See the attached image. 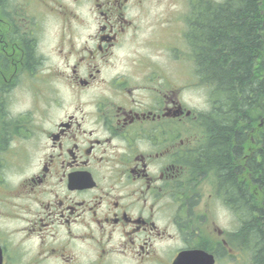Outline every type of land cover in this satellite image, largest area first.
<instances>
[{"label":"flooded vegetation","instance_id":"flooded-vegetation-1","mask_svg":"<svg viewBox=\"0 0 264 264\" xmlns=\"http://www.w3.org/2000/svg\"><path fill=\"white\" fill-rule=\"evenodd\" d=\"M162 1L0 0V264H256L245 216L200 162L212 122L182 100L212 7ZM153 14L181 28L162 65L145 56ZM242 134L245 189L256 141Z\"/></svg>","mask_w":264,"mask_h":264},{"label":"trees","instance_id":"trees-1","mask_svg":"<svg viewBox=\"0 0 264 264\" xmlns=\"http://www.w3.org/2000/svg\"><path fill=\"white\" fill-rule=\"evenodd\" d=\"M258 3L225 0L209 4L211 11L200 15L201 23L192 39L197 45L201 82L212 90L211 108L200 114V119L212 122L205 125L212 140L200 162L215 164L222 193L227 190L239 212L247 217L242 230L245 245L253 250L256 264H264V131L259 133L261 149L247 160L245 189L238 183L242 178L238 163L242 130L247 145L256 120L264 113V13L260 22ZM251 182L260 184L262 194L250 191Z\"/></svg>","mask_w":264,"mask_h":264},{"label":"rangeland","instance_id":"rangeland-1","mask_svg":"<svg viewBox=\"0 0 264 264\" xmlns=\"http://www.w3.org/2000/svg\"><path fill=\"white\" fill-rule=\"evenodd\" d=\"M175 0H163L160 4H154L152 5L153 7H160V8H165V7H171L173 9H176ZM179 6V5H178ZM161 18L163 16L161 14H153L149 16V26L145 29V41L146 39L151 38L156 42V44L153 43H148L145 44V56L149 58V60H152L154 62H157L161 64L162 61H164V57L167 55V52L165 49L162 47V42H164L166 39H171V33L175 32L176 34L180 33L181 28L179 26H174L172 29H169L165 31L164 29L166 26H163L161 23ZM54 39V37L52 38ZM47 51L51 49L49 45L45 47ZM162 65V64H161ZM179 78L183 83L186 81V73H180ZM17 96L19 97V101L16 102L15 106L17 109H25L28 107L29 102H30V96L27 91H20ZM208 91L201 85L196 87L195 90L188 91L187 93L185 92L182 95V100L191 108H196L197 111L201 110H206L208 107ZM260 116V115H259ZM257 125L258 123L261 122L264 127V113L261 114V117L256 120ZM256 136L259 135V132L255 134ZM204 183H209L208 180L204 181ZM213 181H210V184H212ZM211 185L208 188L207 194L209 195L211 192ZM259 192L262 194V191L259 190ZM245 218H247L245 216Z\"/></svg>","mask_w":264,"mask_h":264},{"label":"bare ground","instance_id":"bare-ground-1","mask_svg":"<svg viewBox=\"0 0 264 264\" xmlns=\"http://www.w3.org/2000/svg\"><path fill=\"white\" fill-rule=\"evenodd\" d=\"M202 159V158H201ZM260 216V215H259Z\"/></svg>","mask_w":264,"mask_h":264}]
</instances>
